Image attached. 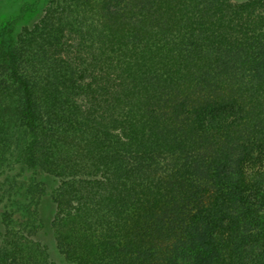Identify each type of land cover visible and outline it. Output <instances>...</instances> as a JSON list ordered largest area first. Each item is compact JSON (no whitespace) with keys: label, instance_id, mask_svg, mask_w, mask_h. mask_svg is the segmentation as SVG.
Listing matches in <instances>:
<instances>
[{"label":"trees","instance_id":"obj_1","mask_svg":"<svg viewBox=\"0 0 264 264\" xmlns=\"http://www.w3.org/2000/svg\"><path fill=\"white\" fill-rule=\"evenodd\" d=\"M40 1L0 26V264H264V0Z\"/></svg>","mask_w":264,"mask_h":264},{"label":"rangeland","instance_id":"obj_2","mask_svg":"<svg viewBox=\"0 0 264 264\" xmlns=\"http://www.w3.org/2000/svg\"><path fill=\"white\" fill-rule=\"evenodd\" d=\"M37 2L38 0H0V26L20 14L22 9L28 8L29 5H35ZM44 2V0L39 2L38 9L43 7ZM34 20L35 15L27 14L20 26L30 24ZM233 166L235 168V163H233Z\"/></svg>","mask_w":264,"mask_h":264}]
</instances>
